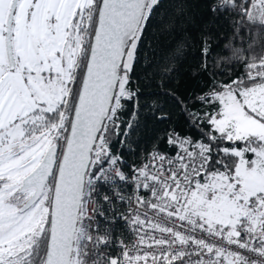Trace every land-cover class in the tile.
Instances as JSON below:
<instances>
[{"label":"snow or ice","instance_id":"obj_1","mask_svg":"<svg viewBox=\"0 0 264 264\" xmlns=\"http://www.w3.org/2000/svg\"><path fill=\"white\" fill-rule=\"evenodd\" d=\"M205 2L0 0V264H264V0Z\"/></svg>","mask_w":264,"mask_h":264},{"label":"trees","instance_id":"obj_2","mask_svg":"<svg viewBox=\"0 0 264 264\" xmlns=\"http://www.w3.org/2000/svg\"><path fill=\"white\" fill-rule=\"evenodd\" d=\"M179 3V0H171V3L168 5V16L165 17V22L174 21V25L170 30V33H166L163 36L159 37L157 47L160 50V54H167L173 50L177 43L181 40L188 38L199 39L201 35L205 32H211L215 37L213 43L215 44L216 40H220L223 37L225 40L231 35V30L226 22L220 20L212 24L213 18L207 12V3L205 0H183L184 12L182 14H177L176 7ZM229 43L226 41V44ZM264 46V39L260 40L257 44V50ZM194 50L189 49V52L192 53ZM196 60L193 58V55L190 54L186 59L182 61L181 72L183 78L188 83H192L190 72L193 64Z\"/></svg>","mask_w":264,"mask_h":264}]
</instances>
